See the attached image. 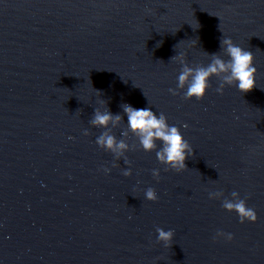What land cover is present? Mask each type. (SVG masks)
<instances>
[{
  "label": "water",
  "instance_id": "95a60500",
  "mask_svg": "<svg viewBox=\"0 0 264 264\" xmlns=\"http://www.w3.org/2000/svg\"><path fill=\"white\" fill-rule=\"evenodd\" d=\"M222 31L253 52L254 87L221 94L212 76L201 99L170 92L171 57L206 65ZM100 99L164 112L193 147L187 168L142 147L114 166L89 123ZM217 189L258 219L241 223ZM0 264H264V0H0Z\"/></svg>",
  "mask_w": 264,
  "mask_h": 264
},
{
  "label": "clouds",
  "instance_id": "9594fccd",
  "mask_svg": "<svg viewBox=\"0 0 264 264\" xmlns=\"http://www.w3.org/2000/svg\"><path fill=\"white\" fill-rule=\"evenodd\" d=\"M194 27V26H193ZM195 28V27H194ZM223 32V31H222ZM197 43V42H196ZM210 62L191 66L186 59V51H179L170 60L178 61L181 71L177 76L175 88L169 91L176 94L179 90H184L183 95L186 99L195 97L201 99L206 95L207 89L211 86V77L216 76L219 84L216 88L218 93H223L226 85L235 86L241 92L251 90L256 84L255 73L257 68L254 63V54L251 50L242 47L234 42L231 36L224 34L220 39V50L218 52L207 53ZM223 53L224 55H222ZM228 59H225L224 56ZM101 106H97L89 123L93 126L103 127L104 131L96 137V143L111 151L114 154V166L123 159L128 165L131 161L126 153L134 147H142L144 151L155 150L158 161L177 172L187 168L186 158L193 153V147L185 138L181 131V126L170 124L167 115L160 111L153 110L152 107H135L129 102H122L123 114L127 115L126 127L121 130V138H118L112 131L113 127L120 125L123 114H113L107 107V102L103 99L99 101ZM111 125V127H109ZM183 127H187L184 124ZM89 129H84V134H88ZM129 132L138 138V144H129L126 137ZM160 142L159 144L157 142ZM105 173L111 171L107 166L104 167ZM152 174L159 179L160 169L153 168ZM125 176L132 174V168L123 169ZM144 196L148 200H158L155 187L149 186L144 190ZM209 197L218 199L223 197L222 207L229 211H235L241 223L246 220L255 222L258 219L256 210L247 205L245 198H242L238 191L231 192V198L225 197L222 189L209 192ZM158 241H163L169 245L174 237V229H165L157 226ZM223 237L227 240L234 238V233L217 230L214 239Z\"/></svg>",
  "mask_w": 264,
  "mask_h": 264
}]
</instances>
